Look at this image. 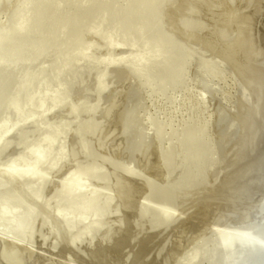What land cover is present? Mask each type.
Instances as JSON below:
<instances>
[{
	"label": "bare ground",
	"instance_id": "bare-ground-1",
	"mask_svg": "<svg viewBox=\"0 0 264 264\" xmlns=\"http://www.w3.org/2000/svg\"><path fill=\"white\" fill-rule=\"evenodd\" d=\"M5 1L0 0V5ZM159 2L163 3L162 0ZM224 2L232 6L235 0ZM261 2L264 5V0ZM26 6L31 7V14L25 16ZM56 8L49 0H28L17 8L11 21L12 34L18 38L30 26L31 31H34L32 28L35 25L39 27L52 18ZM147 12L144 6L131 7L125 18L115 25L108 39L111 47L117 46L125 50L130 46L137 47L135 55L123 53L104 61H96L79 72L74 70L84 59L86 47L77 38L54 47L52 52L44 55L38 62H34V56L41 43L27 48L18 60H11L13 56H17L16 45H12L4 57L0 56V155L13 146L12 153L0 161V174H5V177L0 175V240L13 249L15 261L37 250L57 249L56 230L50 229V233L54 235L53 240L49 238V234L39 233V229L48 223L47 213L58 218L60 228L64 224L75 223L80 218L92 217L82 227L68 225L65 238L69 248L76 249L82 245L91 247L98 243L104 250L110 247L113 253L121 254V245L112 247L109 244L113 236L111 229H106L97 236L106 224V216L112 211L118 212V209H113L115 194L110 173L98 168L94 158L86 164L76 162L73 167L65 170L59 187L50 195L45 194L50 176L66 164L69 143L78 145L84 156L93 157L91 143L81 139L83 134L94 136L102 131L109 138L118 141L119 154L128 161L124 164L109 160L116 177L120 179L118 194L124 199V208L129 210L137 191L144 190L136 215L139 220L147 223L148 229L143 234L153 231L151 233L154 234L155 243L161 235L168 234L172 225L177 222L178 200L186 202L188 194L204 195L210 190L219 162H212L210 141L204 138V127L186 132L179 139L184 151L175 154L170 147L166 151L160 147L165 132L160 123L144 116V110L155 92L159 90L160 96L165 99L169 88L182 85L184 64L190 56L196 63L197 84L204 91L198 101L201 103L212 98L217 104L212 125L216 132L213 141L218 158L222 160L228 155L232 143L241 134L248 138L255 136L253 126L256 122L263 124L261 136L264 135V84L253 87L257 102L252 106L241 89L244 94L241 99L243 104L235 112L224 102L218 81L216 83L212 80L220 79L213 70L219 68L224 59L218 55L210 60L205 57L214 41L202 51L193 50V54H190L181 48L182 41L188 38V34L175 42L168 33L153 28L146 36L150 44L145 43L140 49L135 36L143 34L152 26V22L145 17ZM103 21V15L96 17L92 24L95 33L100 31ZM184 26L186 30L195 28L197 32L203 31L204 27H193L188 22ZM121 29L126 31L118 36ZM228 39L226 35L216 37L218 42L226 43ZM2 43L3 37L0 35V45ZM235 52L236 49L230 45L224 51L225 56L232 60ZM100 63H104L105 71H95V75L100 76L94 79V90L99 97H107L108 104L99 117L102 120L109 115L114 126L107 125L102 129L100 119L92 121L95 102L86 108L88 118L77 127L75 133L69 132L68 124L62 128L50 123L44 124V119L51 112L62 110L61 100L71 92L77 77L89 70H97ZM19 68L20 72L16 74ZM42 69L52 73L47 75L40 86ZM55 80L59 82L56 85L53 84ZM64 83L68 84L67 88L62 86ZM49 99H52V104L46 106ZM80 110L74 107L70 113H78ZM29 116L35 136L28 137L18 133L11 145L7 142V137L13 132L11 127ZM206 124L210 123L207 121ZM172 133H175V129ZM156 154L159 156L153 162L155 169L159 166L163 172L172 174L180 164L186 163V167L175 180L156 184L137 170L140 163L150 161ZM203 162L206 163L204 171L199 167ZM93 177L102 181L100 188L94 189L91 186ZM14 184L21 186L13 188ZM51 201L54 202L52 209L48 206ZM210 207L211 203H208L204 209L207 211ZM257 207L264 217V197ZM133 226L136 227L135 224ZM115 229L120 234L123 231L120 221ZM137 229L142 231L140 227ZM181 232L182 230L176 236L173 250H178L180 246ZM136 237L139 242L142 240V235ZM166 245L167 240H162L157 248L152 244L146 245L147 253L154 256V264H168L166 257L170 251L168 250V254L164 252ZM143 261L142 258L138 259L139 263ZM92 262L95 263V258ZM131 263L138 264L137 261ZM177 264H264V224L254 221L246 225L220 226L212 235L198 240Z\"/></svg>",
	"mask_w": 264,
	"mask_h": 264
},
{
	"label": "rangeland",
	"instance_id": "rangeland-1",
	"mask_svg": "<svg viewBox=\"0 0 264 264\" xmlns=\"http://www.w3.org/2000/svg\"><path fill=\"white\" fill-rule=\"evenodd\" d=\"M27 1L6 0L0 5V35L3 37L0 56L2 57L8 54L12 45H16L17 56H13L11 60H18L27 48L41 43L34 56V62H38L44 55L52 52L54 47L75 38L80 40L86 48L84 59L77 64L74 71L79 72L96 61H104L123 53L135 55L137 47L130 46L127 50L117 46L111 47L108 39L115 25L125 18L131 7L144 6L148 10L145 17L152 22L153 27L135 36L140 49L143 44L149 43L146 36L153 28L168 33L175 42L188 34V38L182 41L181 48L190 54H193V50L202 51L209 46L211 41H214L209 46L210 49L205 57L210 60L218 55L224 59V63L213 70L220 76V79L216 81L212 79L216 83L218 81L224 102L237 112L243 104L241 99L244 94L241 92L244 90L250 105H256L257 100L254 99L253 87H261L264 84V5L261 0H235L232 6L227 5L224 0H162V4L159 2L161 0H105V2L49 0L50 4L57 6L52 18L47 19L39 27L35 25L32 28L34 31H31L30 26L29 31L26 30L22 36L16 38L12 34L11 21H13L17 8ZM26 7L25 14H23L25 16L31 14V7ZM99 15H103L104 21L100 31L95 33L92 24ZM186 22L193 27L204 25L203 31L197 32L192 27L186 30L184 26ZM125 31L121 29L118 36H122ZM218 35H226L229 39L226 43L218 42L216 40ZM227 45L236 49L233 60L225 56L224 51ZM195 69L196 63L190 56L184 64L182 85L169 88L165 99H162L158 90L144 110V116L156 119L165 131L164 138L160 141L162 150L166 151L170 147L175 154L182 153L184 146L179 144V139L190 129L204 127V138L210 141L212 162H219V169L212 177L214 184L206 194H188L186 202L181 199L177 201L178 220L172 225L168 234L161 235L156 243L153 242L154 234L151 233L153 231L143 234V231L148 229L147 223L139 220L136 215L140 199L144 194L143 189L137 191L130 209L124 208V199L118 194V180L120 179L116 177V172L109 164V160L124 164L128 162L119 154L118 141L109 138L102 131L94 136L86 133L81 136V139L91 143L93 157L84 156L79 151L78 145L73 142L69 143L66 164L50 176L45 194L48 196L59 187L65 170L73 167L76 162L86 164L94 158L98 168L110 173L111 186L115 194L113 209H118V212L112 211L106 216V224L97 236L103 234L106 229H111L113 236L109 244L112 247L121 245V254L113 253L110 247L104 250L98 243L91 247L82 245L76 249L69 248L65 238L68 225L82 227L92 217L80 218L75 223H67L60 228L61 223L58 218L47 213L48 223L39 229V233L49 234V238L53 240L54 235L50 233V229L56 230L57 249L54 251L37 250L15 261L13 249L4 245L0 240V264H70V262L72 264H133L131 261H137L138 264L145 262L154 264V256L147 253L146 245L152 244L157 248L162 240H167L164 252L168 254V250L170 251V254L166 255L167 263L177 264L184 253L190 250L198 240L212 235L214 230L220 226L246 225L254 221L264 224V217L260 215L257 207L264 197V135L261 136L263 124L256 122L253 126L255 136L252 138L243 136V134L238 136L232 143L228 155L220 160L215 151L213 140L216 132L212 125L213 112L217 104L212 98L201 103L198 101V97L204 91L197 84L198 73ZM19 70L20 68L17 69L16 74ZM97 70H89L85 74H80L72 85L71 92L62 100L59 99L63 103L62 110L51 112L43 123L54 124L59 128L68 124L69 132L75 133L77 127L86 122L88 118L86 108L90 107L93 102H95V113L91 119L98 121L100 112L106 109L108 103L106 102L107 97H99L94 90V79L100 76L95 75V71L104 72V63H100ZM50 73L52 71L42 69L43 79L39 83L40 86ZM57 83L59 82L53 81V84ZM62 86L67 88L68 84L64 83ZM46 103V106L52 104V99L47 100ZM74 107L81 110L78 113H70ZM31 120L29 116L23 121L16 122L11 127L13 132L7 137V142L13 145L18 133L28 137L35 136V131L31 129ZM100 121L102 129L107 125L114 126L109 115ZM207 121L210 124L207 125ZM173 129H175L174 134ZM12 147L0 155V161L12 153ZM158 156L159 154H156V157L150 161L137 166L138 172L143 177L152 179L156 184L175 180L186 167V163H182L172 174L163 172L159 166L155 169L153 162L157 161ZM205 165L206 163L203 162L199 167L204 171ZM0 175L5 177L4 173ZM90 184L94 189H98L102 181L93 177ZM19 186L21 185L14 184L13 188ZM208 203H211V207L206 211L204 207ZM48 206L52 209L54 202H49ZM119 221L123 229L121 234L115 229ZM139 227L142 229L140 232L137 229ZM180 230H182L179 233L180 246L178 250H173ZM137 235H142L140 242ZM94 258L95 263L92 262ZM139 258L144 261L139 263Z\"/></svg>",
	"mask_w": 264,
	"mask_h": 264
}]
</instances>
